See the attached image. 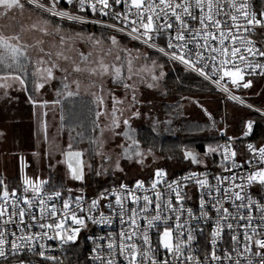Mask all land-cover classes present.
Segmentation results:
<instances>
[{
    "label": "snow or ice",
    "instance_id": "snow-or-ice-1",
    "mask_svg": "<svg viewBox=\"0 0 264 264\" xmlns=\"http://www.w3.org/2000/svg\"><path fill=\"white\" fill-rule=\"evenodd\" d=\"M26 9L32 21L27 28L0 31L3 95L19 89L44 108L83 91L95 111L89 147L69 143L48 165H63L80 187L27 175L23 157L17 184L10 188L0 177V264H33L29 256L39 257L37 264H63L49 242L63 249L85 230L92 245L86 264H264V139L244 143L256 122L246 120L240 136H228L226 117L217 122L205 109L225 142L203 145V152L182 146L188 168L181 175L156 165L160 157L133 126L149 116L141 111V97L145 89L159 90L169 63L264 119V109L233 94L253 87L247 77L264 78V4L257 9L250 0H0V17L15 18ZM55 83V100H33ZM60 119L63 127V114ZM157 123L170 121L154 122L153 132ZM125 164L147 168V180L128 182ZM91 175L111 176L113 182L88 196ZM117 221L118 232L91 234L90 225Z\"/></svg>",
    "mask_w": 264,
    "mask_h": 264
},
{
    "label": "trees",
    "instance_id": "trees-1",
    "mask_svg": "<svg viewBox=\"0 0 264 264\" xmlns=\"http://www.w3.org/2000/svg\"><path fill=\"white\" fill-rule=\"evenodd\" d=\"M253 3L254 7L257 9L261 7V4H264L263 0H253ZM86 30L95 31L98 36L100 34L99 29L90 26H87ZM164 68L166 77L161 83L160 90L155 94L156 96L149 99L145 98V100L142 99L145 103L142 105L141 111L149 113V116L135 121L133 126L137 128L139 138L142 140L143 145L145 147L152 146L154 148L157 157H160L163 163V167L168 171L169 168L172 169L175 167L172 171H169V173L181 175L187 170V168H182L185 166V162L181 160L179 151L182 146H188L203 152V145L216 142L220 143L218 130L211 127L212 121L205 115L204 110L202 109L203 112L200 119L193 120L189 118L184 111V103L191 102L204 108L202 105L209 102L211 97H218L217 99L222 103L215 104L214 107L211 106L213 110L208 111L217 122L222 119L221 115L224 102L235 103L221 96L207 83L192 73L185 72L177 66L173 67L168 64ZM256 79L261 81V84L264 83V78L258 77L253 80ZM56 87H58V83H55L51 88L42 90L43 96H41L42 94L39 96L33 95V100H55ZM246 90L247 89L242 88L240 91L242 96L256 106L264 108L261 106L260 101L254 103L253 98L248 95L246 96L244 94ZM2 97L5 99V104H9L10 106L9 112L13 117H9V122H12L15 128H19L21 123L29 122L35 117V106L38 105L40 110H36H38L37 113L41 114L40 116L43 121L48 112L47 106H54L51 103L44 108H41L39 104L34 106L29 102L28 94L19 89L9 90L7 97H5L2 90H0V100ZM148 100L152 103L148 104L146 102ZM54 107H56L57 111L58 127L62 134L61 136L68 138L74 145V149H82L83 146H89L87 137L91 132L95 111V106L91 103V98L88 95L81 94L78 97L65 99L60 105H55ZM1 109L2 107L0 104V110ZM242 111L246 113V117L243 119L240 118L238 122V131L243 126V122L249 117L247 110L242 108ZM44 113H46V115H44ZM61 114L64 116L63 127H61ZM163 121H170V123H157L156 131L153 132L152 128L154 122ZM257 123V130L261 133L260 122L257 121ZM222 125L223 124L220 123L218 127L220 128ZM77 133H83V139L81 136L77 135ZM167 156H172L173 158L168 160L166 159ZM147 177H138L135 179ZM133 180L134 179L130 181ZM18 182V180H14L7 183L11 188ZM55 184L59 186V183Z\"/></svg>",
    "mask_w": 264,
    "mask_h": 264
},
{
    "label": "rangeland",
    "instance_id": "rangeland-1",
    "mask_svg": "<svg viewBox=\"0 0 264 264\" xmlns=\"http://www.w3.org/2000/svg\"><path fill=\"white\" fill-rule=\"evenodd\" d=\"M264 2V0H263ZM29 12L26 9L23 15L19 13L15 14V18L0 17V31L6 34H11L14 32H19L21 27L27 28L32 22L29 20ZM34 19V16H33ZM24 39L30 40V34L27 32L21 33ZM128 43V41H123ZM129 47L131 44L129 43ZM167 64H165L166 66ZM169 66H177L173 64H168ZM179 67V66H177ZM181 68V67H179ZM182 69V68H181ZM165 71V68H164ZM57 84V83H56ZM262 85V88H261ZM160 90V88H159ZM159 90H144L142 99L155 97ZM264 83L258 79L253 80V87L247 89L244 94L254 99V103L260 101L261 106L264 107ZM81 94L86 95L83 91ZM43 96V94L41 95ZM218 97H211L210 101L202 106L207 110H213L211 108L215 104H220ZM252 99V100H253ZM222 103V102H221ZM2 109L0 110V132L3 136H0V177L6 178V182H11L20 179V157H23L24 163L27 165L25 168V173L29 176L39 175L41 178L49 179L51 184L57 185L55 183L64 184L69 187H80V184L69 180L65 175V168L63 165H58L55 168H49V163H55L56 159H60L59 150L67 149V145L72 143L68 138L61 136V132L58 127V116L56 107H52L50 112H47L46 118L43 121L41 119L40 113H35V117L31 121L21 123L19 128H15L12 122H9V117H13L9 112V104H5V99L2 97L0 100ZM222 108L221 117H226L224 121L227 124L225 129L228 133L234 134L238 131V122L240 118L246 117V113L242 111L236 104L230 102H224ZM197 104L186 102L183 105V109L187 116L191 119H200L202 115V109ZM242 115V117H241ZM242 123V121H241ZM46 124V135L47 140H45V130L43 125ZM223 125L220 127L222 128ZM73 145V144H72ZM74 147V145H73ZM89 146H83L82 149H87ZM46 152H51L52 157L47 158L45 156ZM36 153L37 155H33ZM152 160L149 157L148 164L151 165ZM156 165L162 166L163 163L161 159L156 160ZM175 168V167H173ZM173 168H169L172 171ZM183 169L188 168L187 162ZM125 170L127 172V181L138 177H147L148 169H140L138 166L131 164H125ZM170 174H172L170 172ZM113 178L109 177H95L94 175L87 176V185L85 187V192L87 194L96 192V190L103 185L105 187L111 185Z\"/></svg>",
    "mask_w": 264,
    "mask_h": 264
},
{
    "label": "built area",
    "instance_id": "built-area-1",
    "mask_svg": "<svg viewBox=\"0 0 264 264\" xmlns=\"http://www.w3.org/2000/svg\"><path fill=\"white\" fill-rule=\"evenodd\" d=\"M250 2L254 6L253 0H250ZM103 19L107 20V18H103ZM109 22H111V21H109ZM88 26L96 28L93 25H88ZM177 66H179V67H181L183 69V67L181 65H177ZM192 74L197 76L195 73H192ZM197 77L200 78L201 80H203L210 87H212L216 92H218L221 96H223L224 98L227 99V96H226L225 93L217 90L213 85H211L208 81H205L202 77H199V76H197ZM258 77H260V76H252V77H247V78H250V79L253 80V79L258 78ZM241 90H242V88L234 89L233 90V94L242 97L245 100V103L253 105L254 109L255 108H261V107L256 106L255 104L251 103L248 99H246L244 96H242V94L240 93ZM227 100H229V99H227ZM229 101L237 104L241 108H243V109L248 111L249 117L246 120L251 119V120L256 122L254 124V132H253V134L250 137H248V138H244V143L259 144L260 141L262 139H264V119L261 118L260 113H257L255 111L249 110L247 107H244V106L240 105L239 103H236V102H234L232 100H229ZM261 109H264V108H261ZM257 121L260 122L261 133L259 132V130H257V124H258ZM240 129H239V131H237L236 133L231 134V135L226 130L225 131H226V134L228 136H240L241 135ZM218 136L220 138V143H224L225 142V138L221 136L220 131H218ZM237 146L240 147V148L243 147V145L239 144V143H238ZM139 179H146L147 180V178H139ZM128 182H131V181H128ZM94 193L95 192L89 193V194L86 193V194L88 196H92ZM119 227L120 226H119V222L118 221L115 224L111 225V226H105V225L91 226L90 225L91 234H93V235H105L108 231H116V232H118L119 231ZM88 234H89V231H87V230L82 231V233H81V235H80V237H79V239H78V241H77V243L75 245H66L63 249H61L56 244L55 241L49 242V243L52 244L53 248L55 249L51 254L57 256L60 260H62L63 264H86V257L88 256L89 250H90V248L92 246L90 241H86L85 240V237ZM153 240H155L154 236H153ZM29 258L33 261V264H37V262L40 260V258L36 257V256H29Z\"/></svg>",
    "mask_w": 264,
    "mask_h": 264
},
{
    "label": "crops",
    "instance_id": "crops-1",
    "mask_svg": "<svg viewBox=\"0 0 264 264\" xmlns=\"http://www.w3.org/2000/svg\"><path fill=\"white\" fill-rule=\"evenodd\" d=\"M52 107H53V106H51V105H50V106H47L48 112L51 111V108H52ZM34 109H35V112H37L38 110H36V109H39V108H38V105L35 106ZM39 110H40V109H39Z\"/></svg>",
    "mask_w": 264,
    "mask_h": 264
},
{
    "label": "water",
    "instance_id": "water-1",
    "mask_svg": "<svg viewBox=\"0 0 264 264\" xmlns=\"http://www.w3.org/2000/svg\"><path fill=\"white\" fill-rule=\"evenodd\" d=\"M76 183H79V182H76Z\"/></svg>",
    "mask_w": 264,
    "mask_h": 264
}]
</instances>
